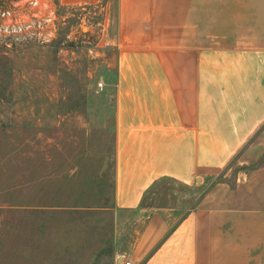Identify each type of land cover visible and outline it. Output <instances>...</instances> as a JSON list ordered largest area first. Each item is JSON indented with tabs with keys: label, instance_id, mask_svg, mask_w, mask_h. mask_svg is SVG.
<instances>
[{
	"label": "crops",
	"instance_id": "0c3cea01",
	"mask_svg": "<svg viewBox=\"0 0 264 264\" xmlns=\"http://www.w3.org/2000/svg\"><path fill=\"white\" fill-rule=\"evenodd\" d=\"M117 14L115 227L97 264H264V165L183 213L142 205L264 142V0H118Z\"/></svg>",
	"mask_w": 264,
	"mask_h": 264
},
{
	"label": "rangeland",
	"instance_id": "374dc122",
	"mask_svg": "<svg viewBox=\"0 0 264 264\" xmlns=\"http://www.w3.org/2000/svg\"><path fill=\"white\" fill-rule=\"evenodd\" d=\"M53 1L54 42L0 48V264H97L112 242L118 0ZM260 133L213 180L163 181L147 204L183 213L264 165Z\"/></svg>",
	"mask_w": 264,
	"mask_h": 264
},
{
	"label": "built area",
	"instance_id": "2783aa9c",
	"mask_svg": "<svg viewBox=\"0 0 264 264\" xmlns=\"http://www.w3.org/2000/svg\"><path fill=\"white\" fill-rule=\"evenodd\" d=\"M58 28L53 0H14L8 7L0 6V48L5 51L49 45L56 40Z\"/></svg>",
	"mask_w": 264,
	"mask_h": 264
},
{
	"label": "trees",
	"instance_id": "16d2710c",
	"mask_svg": "<svg viewBox=\"0 0 264 264\" xmlns=\"http://www.w3.org/2000/svg\"><path fill=\"white\" fill-rule=\"evenodd\" d=\"M160 183H163V181H160V182L156 183V184L153 186V188H152L149 192H147V194L145 195V198L143 199V203H142L143 206L148 205V204H147V203H148L147 201L149 200L150 195L154 192V190H156V187H157Z\"/></svg>",
	"mask_w": 264,
	"mask_h": 264
}]
</instances>
